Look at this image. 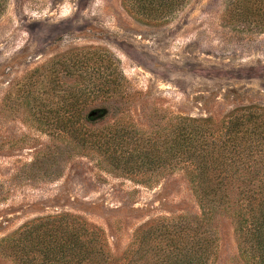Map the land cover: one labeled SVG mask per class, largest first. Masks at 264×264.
Wrapping results in <instances>:
<instances>
[{
  "label": "rangeland",
  "instance_id": "374dc122",
  "mask_svg": "<svg viewBox=\"0 0 264 264\" xmlns=\"http://www.w3.org/2000/svg\"><path fill=\"white\" fill-rule=\"evenodd\" d=\"M229 4L188 0L162 23H148L120 0L6 1L0 15V238L29 218L64 210L98 226L119 255L134 229L152 218L200 215L182 170L126 173L64 133L58 100L64 82L98 75L89 66L79 76L86 69H76L78 59L71 58L66 76L61 61L78 54L109 72L110 56L116 59L124 83L119 94L131 99L90 126L95 133L113 132L115 125L148 131L159 117L217 120L237 106H264V31L232 19ZM212 226L215 264H244L231 220L216 216ZM0 264L13 263L0 251Z\"/></svg>",
  "mask_w": 264,
  "mask_h": 264
},
{
  "label": "trees",
  "instance_id": "16d2710c",
  "mask_svg": "<svg viewBox=\"0 0 264 264\" xmlns=\"http://www.w3.org/2000/svg\"><path fill=\"white\" fill-rule=\"evenodd\" d=\"M6 1L0 0V15ZM120 1L136 19L162 23L188 0ZM226 12L264 31V0H230ZM77 56H64V74L73 70L69 59L74 58L76 69H86L79 76L90 66L98 77L64 82L58 99L64 133L126 173L182 170L200 215L152 218L138 225L128 246L114 255L98 226L79 214L53 211L29 218L2 236L1 253L13 264H215L218 238L212 220L227 216L244 264H264V106H237L217 120L159 117L148 131L115 125L113 132L95 133L90 126L123 110L132 94H119L124 83L122 72L113 67L115 58L109 55L113 64L104 72L107 67L91 66L88 58ZM117 95L122 102L110 103Z\"/></svg>",
  "mask_w": 264,
  "mask_h": 264
}]
</instances>
